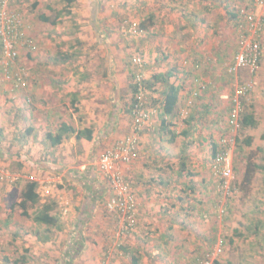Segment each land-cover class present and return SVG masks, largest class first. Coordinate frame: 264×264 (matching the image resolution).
<instances>
[{
	"label": "rangeland",
	"instance_id": "obj_1",
	"mask_svg": "<svg viewBox=\"0 0 264 264\" xmlns=\"http://www.w3.org/2000/svg\"><path fill=\"white\" fill-rule=\"evenodd\" d=\"M181 1L184 2V0ZM173 2L174 0H75L70 4L67 0H13L12 7L21 14L37 46L34 52L28 54L24 52L19 61L28 69L30 80L33 75L49 77L59 74L61 78L77 81L105 77L109 79L113 76L114 109L117 115L120 113L127 116L132 124L134 120L124 111V107L128 106L132 98L130 94L131 84H134L132 73L134 71L140 73L141 67L137 65V60H144V70L147 63L149 69L145 71L146 74L141 75L142 79L146 78L145 80L152 81L154 85L144 96V109L150 112V119L142 126L141 133L148 124L154 121L158 124L161 116L162 119L165 117L162 104L166 84H178L186 95V102H181L177 107L175 121L178 124L175 123V128L170 130L181 132L188 127L186 123L191 118L197 126L194 131H200L196 138L202 145L200 134L205 129L204 122L210 121L214 125L216 121L215 125L220 124V129L225 128V133H219L222 145H219L218 154H223L231 162L232 177L225 179L220 173L222 165L217 158L210 159L212 162L215 160L217 169H214L213 165L209 168L217 176L214 177L217 182L215 191L219 201L215 206H206L207 197L213 195V189L207 190L208 184H203V189L209 193L204 197L207 192L204 193L201 189L203 179L201 169L188 166V171L196 174L192 182L191 179L178 175L181 166L175 156H182V154L178 155L183 144L180 140V144L177 145L179 150L172 152L169 149L168 151L170 156L168 167L144 166L142 176L144 179L146 177L147 182L142 183L154 184V180L157 183L161 180L162 183L167 184L166 188L163 186L165 188L163 192L166 194L162 193L165 200H161V208L164 211L177 206L183 208L185 213V209L193 207L194 214L196 213L200 218L199 213L203 206H206L213 208L214 219L217 220L219 216L224 220L225 216L228 217L231 214L232 209L235 210L238 204L236 200L242 203V199L248 197L250 187L254 189L258 187V182L254 180L250 182L253 177L250 172L255 171L253 164H256L259 159L260 153L256 148L259 143V129L260 132L264 130V116L257 114L261 124L255 130L243 127L241 118L245 112H258L260 109L256 108L258 92L264 101V82L258 79L261 67L254 76H251L248 70H241L237 75H230L226 71V63L233 61L242 34V22L238 12L244 8L252 9L253 0H201L203 3L201 6H179ZM35 3H38L37 7H34ZM67 10L70 13L66 14ZM58 11L65 13L58 25L54 26L42 20V16L55 19ZM140 26L147 29H141ZM62 56H69L70 59L67 62H58L57 60ZM41 67L45 69L41 70ZM159 69L165 70L160 71L161 74L171 73L172 76L167 78L166 83L154 81L153 76L159 74ZM249 80L253 82V90L248 98L242 99L240 126L235 127L230 121L233 100L238 87ZM119 82L125 84L123 90H120ZM0 87H3L0 90V111H2L11 105L12 99L9 97L6 86ZM208 91L218 99L217 104L207 101ZM261 107L264 109V103ZM2 113H5L7 120L10 121V115H7L6 111ZM211 113H213L212 116ZM217 113L222 117L217 116ZM205 130H209V126ZM210 134L204 137L205 141L216 140L212 132ZM22 136H25V133ZM163 136L165 139L170 137L166 133ZM250 137L255 140L256 145L248 148L245 140ZM2 138L3 136L0 135V139ZM9 153L10 151L4 150L0 156L2 155L3 160L8 162L11 158ZM194 153L192 156L197 158L201 157L200 153L204 156L209 151L198 149ZM176 162L179 169L174 167ZM126 167L123 170L125 178ZM132 168L133 165L130 169ZM95 170L103 185L94 187L93 184L86 182L82 189L85 188L86 194L94 197L103 194L99 204L92 205L94 199L90 204V200L85 197V207L81 205L80 208L78 203L80 200L82 202L83 197L81 190L74 185L65 184L62 190L59 189L62 192L58 193L57 187L59 188L62 184H57L56 181H43V184H39L41 201L37 205L29 203L28 212L33 217L45 204H54L51 214L60 221L57 227L36 224L32 218L21 215L22 209L19 206L11 211L12 205L21 202L22 195L19 189L13 188L15 180L4 181V184L12 189L7 190L9 196L2 198L3 192L0 193V264H14V261L22 256L27 258L25 264H129L130 255L125 254L122 251L123 248L139 252L142 257L141 264H170V262L172 264L171 255L178 253L181 248L180 259L183 263L178 262V264H186L185 261L189 260L190 256H187L186 250L182 247H175L176 252L171 247H167L165 255L161 250H157L160 258L153 259L150 247L146 246L145 242L141 244L145 232L138 228L144 225L137 222L139 211H137L135 226L128 227L126 218L122 214L109 209L108 203L113 199V192L108 180L97 170L96 165ZM176 170L178 171L175 173ZM42 187L49 188L51 194L42 193ZM133 189L136 192L135 188ZM168 189L172 191L169 192ZM189 198H191L190 201ZM95 202L96 200L93 201ZM200 202L204 205L202 206ZM97 205L101 211L98 217L93 213ZM79 208L80 211H78ZM167 221L163 222L167 223ZM149 228L152 230L148 229L149 236H154L147 239L157 240L159 231L153 226V229L151 226ZM46 237H50V240L46 241ZM217 249L218 247L209 253L204 248L205 256L200 257L203 259L202 263L215 264L217 255L225 253L223 250V253H219ZM195 252L199 253V250H194L193 253Z\"/></svg>",
	"mask_w": 264,
	"mask_h": 264
},
{
	"label": "crops",
	"instance_id": "obj_2",
	"mask_svg": "<svg viewBox=\"0 0 264 264\" xmlns=\"http://www.w3.org/2000/svg\"><path fill=\"white\" fill-rule=\"evenodd\" d=\"M173 3L179 6L203 5L201 0H184V2L174 0ZM263 56L264 48L260 66L261 70H259L260 73L258 75V79L262 82H264ZM144 63L143 60V66L139 70L140 75L146 74L145 71L149 69L147 63L144 70ZM43 69L45 68L41 67V70ZM160 71L165 70L159 69V73H162ZM166 73L168 74V72ZM35 76L33 75L32 80H30L29 87L19 92L14 101L11 100V105L6 110H2L6 107L1 108L2 111H6L7 115H10V121L7 120L6 114L0 111V135L3 136L0 139V154L4 150H7L8 152L10 151L9 158L11 157L7 162V160H3L2 155L0 156V162H2V165H0V193L3 192L1 197L9 196L7 190L12 189L7 184H4V181L9 182V180H15L13 188L19 189L22 195L24 187L30 181L29 179H32L38 184L49 181H56L57 184H62L59 188L57 187L58 193L62 192L61 190L65 184L76 186L81 190L83 197L82 202L80 200L78 203L80 208L81 205H85V197L87 200H90V204L93 199L96 202L93 203L92 201V205L99 204V201L103 198V194H99L96 197L86 194L87 191H85V188L82 189V186L86 182L93 184L94 187L103 185L101 184L100 176L95 170V165L97 170L100 171L98 164L103 153L115 142L129 135L133 125V123L130 124L127 116L121 115L120 113L119 115L116 113V121L112 125L111 121L114 119V102L112 99L115 94L114 78L110 76L109 79L105 77L104 79L77 81L76 79L67 80L61 78L59 74H54V76H49L48 74L49 77L36 76V78ZM124 85L122 82H119L120 90L125 88ZM2 89L3 87H0V90ZM187 95L189 96V92H187ZM206 96L207 101L217 104L218 99L215 98L212 92L208 91ZM9 97L11 99V96ZM256 101L258 103L256 108H260L261 110L258 109V112H252L256 125L254 127H248L251 130L259 128L261 124L257 114H261L262 117L264 116V109L261 107L264 101L259 92L257 93ZM181 102H186V95L183 94L182 88L180 89L177 107L180 106ZM212 114L210 115L212 116ZM216 115L220 116V118L222 117L218 113ZM176 118L175 115L170 117L165 116L163 119L161 116L158 124L155 121L152 124H148L144 132L141 133L139 155L131 164L133 168L130 169L131 165L126 167V179L135 188L137 193L133 188L132 190L139 200V219L137 222L144 224L138 227L145 232L141 244L145 242L146 246L150 247V252L153 254L152 257L156 260L157 257L160 258L157 250H161L164 253L163 255H165L167 253V247H171L175 252V247H182L186 250L187 256H190V259L185 261L186 264H199L200 257L204 258L205 256V254L203 255L204 248L210 253L218 247L217 250L219 253L222 250L225 253L217 255L218 259L215 260L216 263L264 264V143H262L264 142V130L260 132L259 129L258 141L262 143H258L256 148L260 153L258 155L259 159L256 164H253L255 171L251 170L250 172V175L253 176L250 182H253V180L258 182V187L255 189L250 187L251 191L248 197L242 199V203L236 200L238 204H236L235 210L232 209L228 217L225 216V219L222 220L218 216L216 220L214 219L213 208L206 207L207 205L215 206L219 201L218 194L215 191V183H217L215 178L217 176L209 168L212 165L213 167L215 166V160L212 162L210 159H214L215 154L219 155L218 150L222 145L220 144L219 133L224 134L225 128H223L224 131L221 130L219 127L220 124L215 125L216 121L214 125L213 122L211 124L210 121H205L204 128L206 129L209 126V130L203 129L201 131L200 135L202 138L200 141L203 142L201 145L196 138L200 131H194L197 129V126L191 118L187 120L186 125L188 127L184 128L181 132L170 130V128H175V123H177L175 121ZM163 120L169 122V127L166 129L162 125ZM62 124H67L77 131L92 128L94 130L92 141L86 139L78 140L76 134H74L69 138H65L60 145L53 147L46 137L49 134L56 135ZM151 125L154 126L152 127ZM211 132L216 140L205 141L204 137L208 134L211 135ZM23 133H25V136H22ZM164 133L166 135L169 134V139H165V136H163ZM20 138L24 139L22 140ZM180 140H182L183 144H181V152L178 155L182 154V156L175 157L180 161V168L183 165L187 168L184 172L180 169L179 171L176 170L175 173L178 171V175L185 176L187 179H191L192 182L196 174L188 171V166L189 168H200L203 178L201 180V189L204 193L207 192L204 194V197L209 193L203 189V184H208L206 186L207 190L209 188L213 189V195L211 194L207 197L206 206H203V202H200L203 206L199 213L200 218L197 217L196 213L194 214L193 207L191 209H185V213L183 212V208H178L177 206L164 211L161 208V200H165L162 197V193L166 194L163 191L167 187V184L162 183L161 180H158L159 182L157 183L153 178L154 184L150 182H148L149 184L142 183L147 182L146 177L144 179L142 176L144 166L168 167L170 163L168 151L172 150V152H176L179 150V146L177 145L180 144ZM245 141L248 148L253 147L255 144V140L252 137ZM208 143H210V148ZM198 149L208 150L211 153V157H209V153L204 154V156L200 153L201 157L195 158L192 155ZM39 153L40 155H38ZM179 165L176 162L174 167L179 169ZM147 173L149 174L150 172ZM150 177H154V175H150ZM176 177L177 174L175 175ZM42 191L46 195L51 194L49 188L42 187ZM175 202L177 203V201ZM99 212L101 211L97 205L93 209V213L98 217ZM165 220L169 221L167 223L163 222ZM150 226L151 228L153 226L155 230L159 231V238L157 240L149 241L147 239L148 237L154 236H149L148 229H150ZM133 242L135 243V241ZM194 250H199V253H193ZM180 253L181 248L178 250V253L171 255L170 258H172L173 263H183L180 259L182 253ZM163 255L161 256L163 257ZM201 260L203 261V259Z\"/></svg>",
	"mask_w": 264,
	"mask_h": 264
},
{
	"label": "built area",
	"instance_id": "obj_3",
	"mask_svg": "<svg viewBox=\"0 0 264 264\" xmlns=\"http://www.w3.org/2000/svg\"><path fill=\"white\" fill-rule=\"evenodd\" d=\"M12 1L0 0V86H6L11 99L15 100L18 93L30 85L28 69L19 61L21 55L24 52H34L37 46L21 14L12 7ZM238 17L242 22V34L233 61L226 63V71L230 75H237L241 70H248L249 74L254 76L260 68L263 54L264 0H253V8L241 9ZM137 65L142 67L143 61L138 59ZM137 79L141 82L142 76L139 75ZM252 90L253 82L249 80L241 84L236 91L230 114V121L235 127L240 126L242 99L248 98ZM139 91V103L133 111L134 123L131 133L108 148L98 164L113 192V199L108 203L109 209L122 214L128 227H134L136 224L139 203L123 170L137 158L136 150L142 126L150 119V112L144 109L145 90L142 84ZM217 161L222 165L221 175L225 179L232 177L231 162L223 154L218 155Z\"/></svg>",
	"mask_w": 264,
	"mask_h": 264
},
{
	"label": "trees",
	"instance_id": "obj_4",
	"mask_svg": "<svg viewBox=\"0 0 264 264\" xmlns=\"http://www.w3.org/2000/svg\"><path fill=\"white\" fill-rule=\"evenodd\" d=\"M70 4H72L75 0H67ZM38 3H35L34 7H37ZM70 13L68 10L66 12ZM65 15L64 12L62 11H58L57 12V16L55 19H51L49 17H43L42 16V20L45 22H49L52 25L56 26L60 23V21L62 20V17ZM61 19V20H60ZM141 29H145L146 27L140 26ZM147 29V28H146ZM70 59L69 56H62V58L58 59V62H67ZM140 72V71H139ZM140 75V73H135V71L132 73V78L134 81V84H131V88H130V94L132 95L131 98V102L128 104V106L124 107V111L127 112V114L134 120L133 117V111L135 109V106L139 103V88H140V84H142L144 86V96L146 95V92H148L150 89H152L153 87V83L150 80H145L146 78H143L141 80V82L138 81L137 77ZM172 75L171 73L169 74H157L156 76H153L154 81L156 82H163L166 83L168 80L167 78H170ZM180 86L178 84H166V90H164L163 92V104H162V109H163V115L164 116H173L175 115V111L177 109V104L179 102V94H180ZM115 106V104H114ZM145 107V105H144ZM113 112H114V119L112 122V125H114L115 123V115H116V110L113 107ZM163 127L164 129L168 128L169 122H167V120H163ZM241 125L243 127H254L256 125V122L254 120V115L252 112H245L242 115V120H241ZM93 132L94 130L92 128H86L84 130L81 131H77L76 129H74L73 127L67 125V124H62V126L60 127L59 132L56 135L53 134H49L46 138L51 142V145L54 147L60 145L63 140L65 138H69L71 135L76 134V137L78 140L81 139H86L88 141H92L93 139ZM140 137H141V132L139 135V141H138V148L136 150V154L137 156L139 155V146H140ZM216 153V152H215ZM136 156V157H137ZM218 157V155H214L215 159ZM186 169V166L183 165V167L181 168V171L184 172ZM193 175V174H191ZM130 184V183H129ZM131 186V184H130ZM38 188H39V184L35 181H28V183L26 184V186L24 187L23 191H22V196H21V202L19 204H15L12 205V211L16 208V206H19L22 209V213L21 215L27 218H32V220L36 223V224H43V225H47V226H58L59 225V220L56 216H54L53 214H51V211L54 209V204H45L42 209L35 215H33V217L29 214L28 212V204H32V205H37L40 203L41 201V196L40 193L38 192ZM78 211H80V209H78ZM61 229V228H60ZM46 241L50 240V237H46L45 238ZM122 249V248H121ZM122 251L127 254L130 255V259L131 262L129 264H141L142 261V257L139 254V252L134 251V250H127L125 248L122 249ZM6 260V257H5ZM8 262V260H7ZM27 263V258L25 256H22L18 259H16L14 261V264H25ZM216 263V262H215ZM199 264H203L202 260H199ZM216 264H220V263H216Z\"/></svg>",
	"mask_w": 264,
	"mask_h": 264
}]
</instances>
